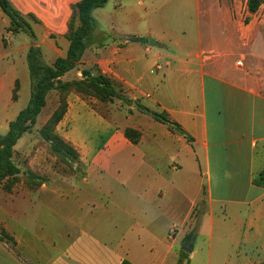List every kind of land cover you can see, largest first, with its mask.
<instances>
[{
	"label": "crops",
	"instance_id": "1",
	"mask_svg": "<svg viewBox=\"0 0 264 264\" xmlns=\"http://www.w3.org/2000/svg\"><path fill=\"white\" fill-rule=\"evenodd\" d=\"M8 1L32 29L12 33L0 8V117L11 123L31 98V49L50 67L65 58L81 0ZM93 17L82 60L59 80L102 75L119 97L67 92L55 132L77 170L57 173L40 153L32 174L48 181L3 191L0 264L263 261L264 188L253 180L264 171V3L251 13L248 0H108ZM49 100L40 128L59 106Z\"/></svg>",
	"mask_w": 264,
	"mask_h": 264
},
{
	"label": "trees",
	"instance_id": "2",
	"mask_svg": "<svg viewBox=\"0 0 264 264\" xmlns=\"http://www.w3.org/2000/svg\"><path fill=\"white\" fill-rule=\"evenodd\" d=\"M107 1L108 0H81L73 7V15L69 22V31L66 35L69 41L67 55L65 58L56 59L52 67L45 64L40 58L41 55L38 49H31L29 55L31 80L33 77L34 82L35 77L32 75L34 65L39 66L42 70V74L40 79L35 81L32 85L31 98L28 106L9 124L8 132L4 136H0V181L10 179L11 185L18 182L17 179L20 175V170L13 162L14 147L26 133L30 132L32 126L35 125L37 117L46 106L48 93L53 90L56 85L55 82L60 81L59 79L62 76L75 69L82 60L83 54L88 46V40L96 27L93 11L103 8ZM263 3L264 0H248L249 11L255 13ZM0 8L10 20V31L12 33L16 34L22 31H32L28 20L18 12L8 0H0ZM28 19L34 20L32 16H29ZM82 73L85 77L83 81L68 82L63 84L62 89L67 92L71 89H77L81 92L91 93L102 101H112L114 98L119 97V94L108 78L102 75L91 76L87 71H83ZM65 101L66 98H63L60 108L55 111L46 125L42 128L41 135L43 139L51 142L54 153L64 155L65 157L67 156L72 163L77 159V153L69 145L65 144L62 139L52 134V129L59 123L65 112ZM139 108L142 112L152 116L157 121L169 124L178 133L185 134L179 126L171 123L165 114L153 112L143 106H139ZM126 134L133 143L138 141V134L135 131L127 130ZM30 179H34L32 174L29 175V180ZM253 183L256 186L264 188V171L254 178ZM186 258L187 254L182 252L178 264H183ZM122 264L129 263L123 262ZM254 264H264V260Z\"/></svg>",
	"mask_w": 264,
	"mask_h": 264
},
{
	"label": "rangeland",
	"instance_id": "3",
	"mask_svg": "<svg viewBox=\"0 0 264 264\" xmlns=\"http://www.w3.org/2000/svg\"><path fill=\"white\" fill-rule=\"evenodd\" d=\"M108 8L110 9L111 5H109ZM168 23H169V25H172L170 23V21ZM41 74H42V70L39 68V66L34 65V69L32 70V75H34V77H35L34 82L40 79ZM34 82H33V77H32V85ZM66 83H68V82L56 81L55 82L56 85H55L54 89L48 93V95H50L49 101L51 104H55V102L59 101L58 108H60V106H61L62 99L66 98L67 91H64L62 89L63 84H66ZM48 95H47V97H48ZM12 117H13V114H9L6 117H0V124L7 126L8 123H10ZM45 125H43L40 128V123H38V125H36V122H35V125L32 126L30 132L26 133L23 136L24 138L22 139V141H20V143L18 144V147H16V149L14 148V150H13V152H14L13 153V162L15 163V165L20 170V175L18 176V179H17L18 182L17 183H20V184L23 183L25 185L28 181L34 182L33 180L37 177H35V175L32 174V171L34 170V168L35 169H37V168L30 163L31 157L35 156L37 154H40V153L43 156H47V158H48V156L54 157L53 161H51L52 159L49 160V166H50L51 170H55L57 173H65L68 171L77 170L74 167L72 168V163L74 162L73 160H72L73 162L71 163L70 158H68L67 156L65 157L64 155L54 153V151L52 149L51 142L43 139V137L41 135V130ZM55 128H56V126L52 129V134H54L58 138H60L56 134ZM0 136H4L3 130L0 131ZM26 173L32 174L34 176V179H30V180L27 179ZM9 180L10 179H4V180L0 181V195L3 193V191L11 192V190L17 184L15 182L16 184L11 185V180L10 181ZM35 180H37V181H35V183H37V185H40L41 183L48 181L46 176H42L40 180H39V178H37ZM9 187H11V188H9ZM45 217L47 218L46 215H45ZM1 236L3 237V240H4L5 233H3L0 229V239L2 238ZM241 252L244 256L248 257L249 259L255 258L261 254L260 251L252 252V250H250V251L246 250L244 248V246L242 247Z\"/></svg>",
	"mask_w": 264,
	"mask_h": 264
},
{
	"label": "water",
	"instance_id": "4",
	"mask_svg": "<svg viewBox=\"0 0 264 264\" xmlns=\"http://www.w3.org/2000/svg\"><path fill=\"white\" fill-rule=\"evenodd\" d=\"M151 43V42H150ZM153 45V44H152ZM185 252L189 253L190 252V245H186L185 249H184Z\"/></svg>",
	"mask_w": 264,
	"mask_h": 264
}]
</instances>
